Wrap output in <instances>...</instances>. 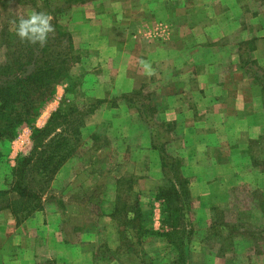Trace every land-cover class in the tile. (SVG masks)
<instances>
[{"label":"rangeland","instance_id":"obj_1","mask_svg":"<svg viewBox=\"0 0 264 264\" xmlns=\"http://www.w3.org/2000/svg\"><path fill=\"white\" fill-rule=\"evenodd\" d=\"M91 1L0 0V66L7 30L33 11L77 59L32 126L61 107L85 115L50 177L23 166L29 124L0 141V264H264V0ZM189 46L196 61L217 55L208 66L232 60L231 74L204 69L185 87L189 61L163 57Z\"/></svg>","mask_w":264,"mask_h":264},{"label":"trees","instance_id":"obj_2","mask_svg":"<svg viewBox=\"0 0 264 264\" xmlns=\"http://www.w3.org/2000/svg\"><path fill=\"white\" fill-rule=\"evenodd\" d=\"M69 1L66 0L67 3ZM12 27L13 30L9 29L6 33L7 37L13 40V44L6 43L7 61L0 66V80H11L10 82L2 81L3 84L0 85V141L3 138H13L20 125L29 124L32 128L31 140L34 156L32 155L33 158L25 162L23 166L28 168V172L34 171L40 176L50 177L65 161L66 157L62 155V152L79 140L85 115L77 108H69L64 112L61 107L52 115L49 124L43 129H35L31 122L54 96L60 78L67 75L77 59L72 55L73 45L70 38L64 39L62 47L57 49L54 43L57 40L53 39V33L47 44L40 47L22 42L15 35V27ZM14 45L20 47L21 50L12 51ZM29 162L33 165V169L29 168ZM54 164L56 169L53 167ZM17 171H19L18 168L15 169V173ZM175 174L178 185L171 184L172 188L177 190L176 195L185 198L188 194L187 186L179 179L178 174ZM18 186L15 192L21 197L28 198L34 195L28 187Z\"/></svg>","mask_w":264,"mask_h":264},{"label":"crops","instance_id":"obj_3","mask_svg":"<svg viewBox=\"0 0 264 264\" xmlns=\"http://www.w3.org/2000/svg\"><path fill=\"white\" fill-rule=\"evenodd\" d=\"M81 2H83V1H81ZM90 2H92V1H90ZM101 11V10H100ZM103 13V12H102ZM101 12H100V14H102ZM100 14L98 15V16H100ZM134 23V22H133ZM134 24H136V23H134ZM197 47H200V46H189V47H184L183 49H175L174 50V52L172 53V55H164V57H163V60H166L167 62L170 60V59H172L173 60V62H175L176 61V63L174 64V66H179L178 64L179 63H181V60L183 61V62H188L189 61V63H190V65H189V67L187 68V69H189V71L187 72L188 74H189V77H190V80L186 83V85H185V87H187L188 86V83L190 82V85H189V88L190 89H192V88H196V86H197V84L199 83V80L202 78V77H205L208 73H205V75H204V73H203V70L204 69H206L210 74H212V73H214V74H216V71H217V68L218 69H223L222 70V73H230L231 74V61L229 60V61H224L223 63H215L214 65H213V63H212V66H208L207 64L208 63H204V61H207V62H209L210 60H213L214 59V57L215 56H217V55H213V53H211V56L208 58V59H206V58H204L203 57V54L199 57V59L200 60H197L196 61V56H194V51L197 49ZM158 54H161V51H159L158 52ZM163 60H161V61H163ZM220 62V61H219ZM170 65V64H169ZM193 65V66H192ZM173 66V67H174ZM187 66V65H186ZM185 66V67H186ZM191 66V67H190ZM210 67V68H209ZM226 69H227V71H226ZM205 72V71H204ZM128 81V80H127ZM134 83L130 86V89H134ZM199 86V85H198ZM198 88V90L199 91H201L202 93V95L203 94H206V93H208L209 91H210V89H208L205 85L203 86V84L202 85H200L199 87H197ZM183 93H184V95H186V92H187V90L186 89H183V91H182ZM227 95H228V91H226L225 93H224V91H223V93L221 94V97H227ZM221 97H219V98H217V99H208V98H201V99H199V102L198 103H201V104H205V106H209V104H211V101H212V104H215V105H217V106H219V104H223V102H224V99L223 98H221ZM228 98V97H227ZM239 101V100H238ZM198 103H196V105L195 106H197V104ZM230 103H227V105H229ZM166 112V111H165ZM173 114H175V110H174V113ZM163 116V115H162ZM164 116H166V114L164 113ZM181 116H180V114H178L177 115V117H176V115H173V120L172 121H176V120H178L179 118H180ZM187 118V117H186ZM191 122L192 123H194L193 125V130H196L197 132H200V130H201V127H199L198 126V122L199 121H197V119L195 118V116H193L192 118H191ZM181 130V129H180ZM233 132H235V130H232ZM193 132V137H195L196 139H197V133H195L194 131H192ZM184 134H186V131L185 132H183ZM226 133H228V129H226ZM184 137V136H183ZM190 137H192V135L190 136ZM194 144H195V150H196V152H195V154L196 155H199L200 154V151L201 152H203V154H207V153H209V152H211L212 150L211 149H198V145H197V142L196 141H194ZM162 231V230H161Z\"/></svg>","mask_w":264,"mask_h":264},{"label":"clouds","instance_id":"obj_4","mask_svg":"<svg viewBox=\"0 0 264 264\" xmlns=\"http://www.w3.org/2000/svg\"><path fill=\"white\" fill-rule=\"evenodd\" d=\"M52 20L53 17L44 11H33L26 18L13 21L15 35L22 42L44 47L55 31Z\"/></svg>","mask_w":264,"mask_h":264}]
</instances>
